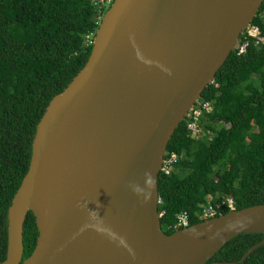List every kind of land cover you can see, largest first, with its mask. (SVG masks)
Here are the masks:
<instances>
[{
    "label": "water",
    "instance_id": "1",
    "mask_svg": "<svg viewBox=\"0 0 264 264\" xmlns=\"http://www.w3.org/2000/svg\"><path fill=\"white\" fill-rule=\"evenodd\" d=\"M263 2L114 0L37 125L0 264H208L235 237L264 234V204L166 234L158 186L172 136ZM29 213L39 235L23 259Z\"/></svg>",
    "mask_w": 264,
    "mask_h": 264
},
{
    "label": "trees",
    "instance_id": "2",
    "mask_svg": "<svg viewBox=\"0 0 264 264\" xmlns=\"http://www.w3.org/2000/svg\"><path fill=\"white\" fill-rule=\"evenodd\" d=\"M101 19L91 0H0V262L7 255V212L27 174L36 128L54 96L86 65ZM252 26L261 42L234 50L203 92L195 109L209 102L201 125L210 136L193 139L187 117L176 129L168 153L180 160L177 172L158 178L162 230L172 234L187 212L190 226L203 221L201 205L215 217L264 204V2ZM38 229L29 213L24 225V256L35 249ZM264 234H241L211 263L264 264V245L240 260Z\"/></svg>",
    "mask_w": 264,
    "mask_h": 264
},
{
    "label": "built area",
    "instance_id": "3",
    "mask_svg": "<svg viewBox=\"0 0 264 264\" xmlns=\"http://www.w3.org/2000/svg\"><path fill=\"white\" fill-rule=\"evenodd\" d=\"M114 0H91L92 5L96 7L97 15L102 20L104 12L112 5ZM247 37L255 39V43L259 44L261 42V31L257 26H251L246 31ZM249 40L246 39L243 45H241L239 49V53H243L247 46L249 45ZM90 43L93 44V41ZM201 107L194 109L190 112L188 117H191V121L188 123V131L190 132V136L193 139H202L206 136H210L212 134L211 131L205 130V128L201 125V119L203 118L204 112H207L210 103H201ZM180 157L176 153H168L165 155L162 163L161 173L163 172L165 175H171L177 172L176 164L179 162ZM223 205H226L231 211L235 210V204L233 198H227L222 202ZM202 214L200 215V219L205 220L212 217H215L217 208L212 205H201ZM162 215V214H160ZM190 226L189 216L187 212H182L177 218L176 228L188 227Z\"/></svg>",
    "mask_w": 264,
    "mask_h": 264
},
{
    "label": "bare ground",
    "instance_id": "4",
    "mask_svg": "<svg viewBox=\"0 0 264 264\" xmlns=\"http://www.w3.org/2000/svg\"><path fill=\"white\" fill-rule=\"evenodd\" d=\"M110 7H111V6H110ZM110 7H109V8H110ZM109 8H108V9H109ZM108 9H107V10H108ZM107 10L104 12V14L107 12ZM103 16H104V15H103ZM252 23H253V22H252ZM252 23H251V24H252ZM251 24L249 25V27L252 26ZM249 27H248V28H249ZM248 28H247V29H248ZM247 29L243 32V34H245V32L247 31ZM260 31H261V30H260ZM243 34H242V35H243ZM242 35H241V36H242ZM241 36H240V37H241ZM239 41H240V38H239ZM254 43H255V41H254ZM243 44H244V43H242L241 45H243ZM255 44H256V43H255ZM259 44H260V43H259ZM241 45H240V43H239V44L237 45V47L235 48V50H236L237 48L240 49ZM248 46H249V45H248ZM248 46H247V47H248ZM246 50H247V48H246ZM246 50H245V51H246ZM245 51H244V52H245ZM244 52H243V53H244ZM160 202H161V200H160ZM159 204H160V203H159ZM161 216H162V215H161ZM188 227H189V226H188ZM181 228L183 229V228H187V227H181Z\"/></svg>",
    "mask_w": 264,
    "mask_h": 264
},
{
    "label": "clouds",
    "instance_id": "5",
    "mask_svg": "<svg viewBox=\"0 0 264 264\" xmlns=\"http://www.w3.org/2000/svg\"><path fill=\"white\" fill-rule=\"evenodd\" d=\"M161 173V172H160ZM137 191H139V189H136ZM231 211V210H230ZM234 211V210H233ZM161 214V213H160Z\"/></svg>",
    "mask_w": 264,
    "mask_h": 264
}]
</instances>
